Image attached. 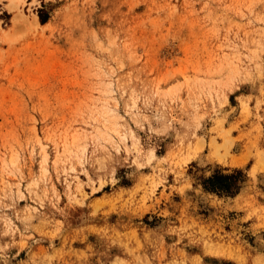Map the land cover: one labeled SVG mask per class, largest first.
<instances>
[{
  "label": "rangeland",
  "instance_id": "rangeland-1",
  "mask_svg": "<svg viewBox=\"0 0 264 264\" xmlns=\"http://www.w3.org/2000/svg\"><path fill=\"white\" fill-rule=\"evenodd\" d=\"M0 264H264V0H0Z\"/></svg>",
  "mask_w": 264,
  "mask_h": 264
},
{
  "label": "trees",
  "instance_id": "trees-1",
  "mask_svg": "<svg viewBox=\"0 0 264 264\" xmlns=\"http://www.w3.org/2000/svg\"><path fill=\"white\" fill-rule=\"evenodd\" d=\"M241 173V170L225 173L222 169L216 168L209 175L202 178L201 184L206 190L231 193L233 188L238 187Z\"/></svg>",
  "mask_w": 264,
  "mask_h": 264
},
{
  "label": "bare ground",
  "instance_id": "bare-ground-1",
  "mask_svg": "<svg viewBox=\"0 0 264 264\" xmlns=\"http://www.w3.org/2000/svg\"><path fill=\"white\" fill-rule=\"evenodd\" d=\"M11 2H12V3H13V2H14V3H16V2H17V0H11ZM240 159H242V157H241Z\"/></svg>",
  "mask_w": 264,
  "mask_h": 264
}]
</instances>
